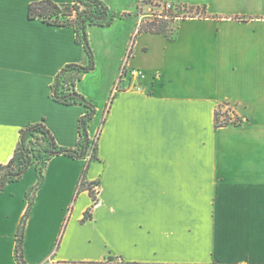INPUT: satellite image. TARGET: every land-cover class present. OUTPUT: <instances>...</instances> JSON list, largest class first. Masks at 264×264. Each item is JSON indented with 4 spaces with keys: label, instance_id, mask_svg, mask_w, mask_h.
<instances>
[{
    "label": "crops",
    "instance_id": "obj_1",
    "mask_svg": "<svg viewBox=\"0 0 264 264\" xmlns=\"http://www.w3.org/2000/svg\"><path fill=\"white\" fill-rule=\"evenodd\" d=\"M36 1L0 0V166L38 122L76 148L86 114L51 97L57 74L86 60L73 28L28 19ZM100 1L117 19L88 28L95 69L76 85L96 109L89 137L98 160L86 181L98 185L97 200L76 196L85 161L52 159L27 219L24 260L264 264V0H167L204 12L178 20L174 41L138 32L148 19L141 0ZM219 110L237 125L217 128ZM37 182L33 166L0 194V264H18Z\"/></svg>",
    "mask_w": 264,
    "mask_h": 264
},
{
    "label": "trees",
    "instance_id": "obj_2",
    "mask_svg": "<svg viewBox=\"0 0 264 264\" xmlns=\"http://www.w3.org/2000/svg\"><path fill=\"white\" fill-rule=\"evenodd\" d=\"M188 8V7H185ZM193 12L194 8H188ZM199 9H196L198 11ZM180 16L154 17L142 23L139 33L163 35L168 41L176 39V21ZM185 18V17H183ZM28 19L38 20L47 25L73 28L76 33V43L82 45L86 62L84 64H69L56 76L51 86L52 99L63 105H82L86 114L79 119V142L76 148H64L56 140L44 122L30 124L20 131V139L13 158L7 165L0 166V194L8 184L22 179L30 167H35L38 182L27 195L28 209L24 215L17 233L16 260L18 264H27L23 256L24 232L34 198L44 180V172L49 162L58 156H67L74 160L85 161L76 196L88 191L93 201L97 198L93 193V185L86 181V175L92 162L98 160V146L89 137V126L96 109L94 105L82 96L76 89L77 83L95 69V58L88 38V28L92 26L110 27L117 19L109 8L100 0H72L70 4H57L52 0L32 2L28 7ZM245 20L246 18H236ZM224 120L222 121V118ZM236 126L227 114L220 110L216 113V127ZM89 218V213L85 219ZM84 219V220H85ZM118 264H128L122 260Z\"/></svg>",
    "mask_w": 264,
    "mask_h": 264
},
{
    "label": "built area",
    "instance_id": "obj_3",
    "mask_svg": "<svg viewBox=\"0 0 264 264\" xmlns=\"http://www.w3.org/2000/svg\"><path fill=\"white\" fill-rule=\"evenodd\" d=\"M147 1H149V0H141L140 1V9L142 10V12H143V10H145L146 11V13H145V17H147L148 19H150L149 17H161V15H156V14H153V15H149L147 12H151L152 11V5L151 4H148L147 3ZM157 1V0H156ZM159 1V0H158ZM180 7H182L183 9H184V11H185V7H183V6H177V5H175V4H173V2H171V1H164V5H163V8H164V10L167 12V13H177V12H179V11H181V10H183L182 8H180ZM190 12V11H189ZM176 15H178V14H176ZM166 16H169V15H166ZM178 16H180V15H178ZM183 17H185V18H192V17H186V16H180L177 20H181V19H185V18H183ZM152 19V18H151ZM143 23V22H142ZM142 25V24H141ZM141 25H140V27H141ZM132 74H133V76H137V77H144L143 76V74L141 73V72H139V71H133L132 72ZM223 114H227L228 116H229V118H230V120H231V122H236V123H238V120H236L230 113H228V111L227 112H222ZM224 120V117L222 118V121ZM94 142H96V138H94V140H93ZM93 187V189H95V191L97 192V194H98V191H99V188H98V186H92Z\"/></svg>",
    "mask_w": 264,
    "mask_h": 264
},
{
    "label": "rangeland",
    "instance_id": "obj_4",
    "mask_svg": "<svg viewBox=\"0 0 264 264\" xmlns=\"http://www.w3.org/2000/svg\"><path fill=\"white\" fill-rule=\"evenodd\" d=\"M164 1L165 0H149L147 1L148 4H151L152 5V11L151 12H147L149 15H153V14H156V15H161V16H166V15H180V16H186V17H203L204 16V12L201 11V10H194L193 12H189L188 8H185V11L182 7L183 10L177 12V13H167L164 8H163V5H164ZM167 1V0H166ZM150 19H147V20H151V18L153 17H149ZM177 22V21H176ZM95 186H98V185H95ZM93 193H94V196L97 198L98 194L97 192L95 191V189H93Z\"/></svg>",
    "mask_w": 264,
    "mask_h": 264
}]
</instances>
